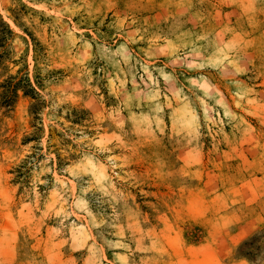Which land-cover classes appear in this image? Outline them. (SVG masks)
<instances>
[{"label":"rangeland","instance_id":"obj_1","mask_svg":"<svg viewBox=\"0 0 264 264\" xmlns=\"http://www.w3.org/2000/svg\"><path fill=\"white\" fill-rule=\"evenodd\" d=\"M0 264H264V0H0Z\"/></svg>","mask_w":264,"mask_h":264},{"label":"trees","instance_id":"obj_2","mask_svg":"<svg viewBox=\"0 0 264 264\" xmlns=\"http://www.w3.org/2000/svg\"><path fill=\"white\" fill-rule=\"evenodd\" d=\"M9 33H11V32H9Z\"/></svg>","mask_w":264,"mask_h":264}]
</instances>
